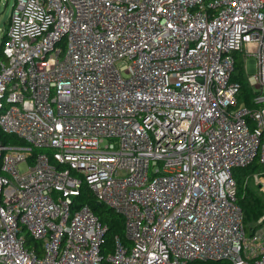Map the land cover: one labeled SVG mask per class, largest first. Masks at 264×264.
Returning <instances> with one entry per match:
<instances>
[{
  "label": "built area",
  "instance_id": "built-area-1",
  "mask_svg": "<svg viewBox=\"0 0 264 264\" xmlns=\"http://www.w3.org/2000/svg\"><path fill=\"white\" fill-rule=\"evenodd\" d=\"M0 127L25 141L0 145V264H264L234 175L264 197V0H15ZM84 187L128 244L103 252Z\"/></svg>",
  "mask_w": 264,
  "mask_h": 264
},
{
  "label": "trees",
  "instance_id": "trees-1",
  "mask_svg": "<svg viewBox=\"0 0 264 264\" xmlns=\"http://www.w3.org/2000/svg\"><path fill=\"white\" fill-rule=\"evenodd\" d=\"M5 33L2 37L1 45L4 41ZM243 63L242 61H237L236 63V70L233 75L234 80L241 81L242 89L240 93L241 100H245L247 104H251L249 101V94L251 93L250 87L247 85L243 75ZM9 144H25V141L19 138L14 134H9L3 131L0 127V145H9ZM40 149H34V153L39 152ZM259 165L255 162L252 165L245 167V168H237L234 171L235 179L238 185V195H237V203L240 205L243 216H244V223L248 231H250L254 222L264 214V197L260 196L259 194L254 191L249 185H247L244 181L245 177L250 174L254 169H256ZM76 202L79 204L88 203L95 214L98 216L100 221L103 224L107 225V232H106V244L105 249L103 250L104 253L108 251H112L114 248V239L116 236L120 237L125 243H129L125 236L124 231V222L122 216L115 212L113 209L107 207L104 204H98L96 199L89 194L87 188L84 187L82 189V194L76 198ZM27 245H36L38 250H40L41 242L34 241L33 238L27 234ZM105 264H108L105 262ZM188 264H230L228 260H218V261H207V262H196L191 261Z\"/></svg>",
  "mask_w": 264,
  "mask_h": 264
},
{
  "label": "rangeland",
  "instance_id": "rangeland-1",
  "mask_svg": "<svg viewBox=\"0 0 264 264\" xmlns=\"http://www.w3.org/2000/svg\"><path fill=\"white\" fill-rule=\"evenodd\" d=\"M15 0H0V45L2 41V37L6 32V29L9 25V19L12 12L13 5ZM243 65H245V74L244 77L247 79L249 75H253L257 71V60L254 56L250 55L244 58H241ZM21 170H25L26 164L20 165ZM245 181V179H244ZM250 187L255 191H258V185L254 183L253 180L249 182Z\"/></svg>",
  "mask_w": 264,
  "mask_h": 264
},
{
  "label": "water",
  "instance_id": "water-1",
  "mask_svg": "<svg viewBox=\"0 0 264 264\" xmlns=\"http://www.w3.org/2000/svg\"><path fill=\"white\" fill-rule=\"evenodd\" d=\"M98 204H100V202H97Z\"/></svg>",
  "mask_w": 264,
  "mask_h": 264
}]
</instances>
